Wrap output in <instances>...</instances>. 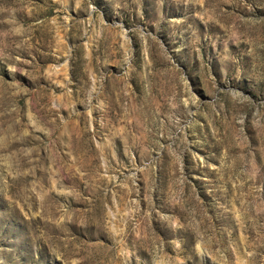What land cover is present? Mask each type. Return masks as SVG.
Listing matches in <instances>:
<instances>
[{
  "label": "rangeland",
  "instance_id": "1",
  "mask_svg": "<svg viewBox=\"0 0 264 264\" xmlns=\"http://www.w3.org/2000/svg\"><path fill=\"white\" fill-rule=\"evenodd\" d=\"M0 264H264V0H0Z\"/></svg>",
  "mask_w": 264,
  "mask_h": 264
}]
</instances>
